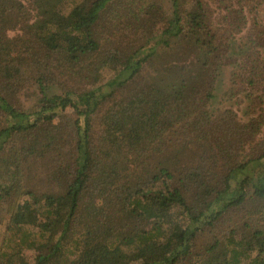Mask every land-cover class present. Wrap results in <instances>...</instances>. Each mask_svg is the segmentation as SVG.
I'll use <instances>...</instances> for the list:
<instances>
[{"label": "trees", "instance_id": "obj_1", "mask_svg": "<svg viewBox=\"0 0 264 264\" xmlns=\"http://www.w3.org/2000/svg\"><path fill=\"white\" fill-rule=\"evenodd\" d=\"M65 1L0 0V264H264L256 20L218 97L242 9Z\"/></svg>", "mask_w": 264, "mask_h": 264}, {"label": "rangeland", "instance_id": "obj_2", "mask_svg": "<svg viewBox=\"0 0 264 264\" xmlns=\"http://www.w3.org/2000/svg\"><path fill=\"white\" fill-rule=\"evenodd\" d=\"M81 0H66L63 4V10L65 12H69L77 3H79ZM197 1V0H196ZM203 3H206L205 5V11L207 13L212 12V19L210 22L212 30H216L219 27L225 26V21L223 22V15H227L229 12L226 8L227 5L231 4L233 7L232 9H242L243 14L247 20V28L244 29L241 33L237 34L235 38H231L229 40L230 49L226 56H221L220 59V67L218 71V76L216 79V90L215 93L219 97L220 94H223V92L227 91L230 86V73L233 69V64H229L228 60L232 58L233 53H236L238 50V47L241 45V43H246L247 38L246 35L248 34V29L251 27V24H253L254 20H256V24H258L259 30H261L264 33V0H222L223 3H218L217 0H199ZM151 1H148L149 3ZM154 3H160L162 11L164 10L165 13L169 12V9L171 7L169 0H153ZM207 7V8H206ZM228 16V15H227ZM12 35L13 32H10ZM235 51V52H234ZM263 57H264V47L261 48ZM223 62V64H222ZM108 75H106L104 78L108 79L113 74L107 72ZM218 97H216L215 102L218 101ZM243 97V96H242ZM248 101L241 102L237 104L236 99L233 98L231 101H228L226 103L227 106L233 105L234 109L237 110L240 117L243 120H247V115H244V108L247 105ZM264 138V126L261 131V133L258 135L257 140ZM6 179H11L10 175L6 174ZM13 178V176H12ZM7 221H3L5 223ZM3 237L0 236V244L2 242ZM203 242V241H202ZM199 246V244H198ZM200 249V248H199ZM27 251V250H26ZM28 252V251H27ZM30 258L32 256V253L29 252L27 254Z\"/></svg>", "mask_w": 264, "mask_h": 264}]
</instances>
